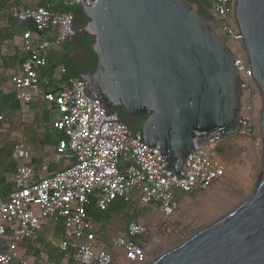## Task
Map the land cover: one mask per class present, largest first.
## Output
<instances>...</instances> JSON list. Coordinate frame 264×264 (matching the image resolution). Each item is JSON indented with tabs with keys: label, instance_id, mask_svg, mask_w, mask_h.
Wrapping results in <instances>:
<instances>
[{
	"label": "built area",
	"instance_id": "built-area-1",
	"mask_svg": "<svg viewBox=\"0 0 264 264\" xmlns=\"http://www.w3.org/2000/svg\"><path fill=\"white\" fill-rule=\"evenodd\" d=\"M80 0H52L40 4H21L11 0L4 13L18 23H32L34 31L21 34L24 58L9 76L15 97L23 105L41 98L47 110H55L51 130L59 134L54 152L62 166L52 172L35 169L30 163L32 148L16 142L11 157L16 168L9 173L12 185L7 198L0 200V264L19 258L20 243L34 238L49 220L61 227L58 248L67 251L77 264H113L115 250L122 251L128 262L146 258L144 242L148 228L129 221L126 231L107 241L98 237L101 226L87 218L86 207L94 202L99 211H107L112 202L121 199L141 207L156 208L160 213L163 236L171 235L169 220L179 207V195L205 191L219 182L227 166L221 160L220 144L226 138L220 133L195 141L194 149L184 161V178L172 175L159 150L147 148L125 137L129 125L115 111L106 113L83 93V82L70 75L64 65L53 73L60 80L56 91H42V70L48 66V55L61 49L76 28L74 8ZM87 1V0H85ZM233 0H211L212 27L231 52L239 75L240 109L234 134L253 141L260 148L262 138L257 130L262 97L253 79L245 54L242 35L232 14ZM52 30H56L51 36ZM138 239L140 243L134 241ZM6 242V243H5ZM20 264H57L41 251L36 263L25 257Z\"/></svg>",
	"mask_w": 264,
	"mask_h": 264
},
{
	"label": "water",
	"instance_id": "water-1",
	"mask_svg": "<svg viewBox=\"0 0 264 264\" xmlns=\"http://www.w3.org/2000/svg\"><path fill=\"white\" fill-rule=\"evenodd\" d=\"M84 18L68 44L88 36L94 71L75 78L83 93L128 117H144L125 137L159 150L172 175L195 141L234 134L239 75L223 39L186 0H80ZM253 79L262 97L261 166L251 194L149 264H264V0H233ZM130 127V126H129Z\"/></svg>",
	"mask_w": 264,
	"mask_h": 264
},
{
	"label": "crops",
	"instance_id": "crops-1",
	"mask_svg": "<svg viewBox=\"0 0 264 264\" xmlns=\"http://www.w3.org/2000/svg\"><path fill=\"white\" fill-rule=\"evenodd\" d=\"M10 1L0 0V200L7 198L12 188L8 176L17 166L11 157V150L16 142L22 141L32 148L33 153L30 163L35 169L52 172L62 166V162L54 152V142L60 135L55 134L50 128L52 121L57 116L56 111L45 109L44 103L39 97H35L30 105H23L16 99L15 87L8 81L9 76L17 70L24 58V48L21 41L23 30L18 28L4 13ZM41 2L42 0H17V3L32 5ZM52 2L58 7L61 0H52ZM55 33L56 30H52L51 36H54ZM60 55L61 49L53 48L49 52L48 66L42 70V91H56L58 89L60 80L54 79L53 73L58 65H63L58 64ZM64 66L69 73L68 65ZM48 144L50 147H47ZM37 147L42 148V151L35 153L33 148ZM52 155L55 156L54 160L51 159ZM116 202L117 200L109 206L105 219L98 223L101 226L100 232L102 235L106 233L105 229L111 226L114 228L112 236L123 234L129 221L140 222L139 217L134 216L135 213L129 210L130 206L136 205L135 203H130L124 209H119ZM123 214L125 218L120 222L118 217H122ZM60 238V225L48 220L42 231L34 238L18 245L19 258L14 259L9 264H20L21 257L36 263L38 254L41 251H46L50 260L58 264H77L71 260L68 252L64 253L58 248ZM5 246L6 244L1 245L0 251ZM114 255L113 264H124L125 258L122 251L115 250Z\"/></svg>",
	"mask_w": 264,
	"mask_h": 264
},
{
	"label": "rangeland",
	"instance_id": "rangeland-1",
	"mask_svg": "<svg viewBox=\"0 0 264 264\" xmlns=\"http://www.w3.org/2000/svg\"><path fill=\"white\" fill-rule=\"evenodd\" d=\"M198 11V6L191 4ZM214 24L213 12L207 8L202 14ZM74 54L70 51V56ZM259 129V122L256 124ZM47 147H50L49 144ZM221 160L227 166L224 177L205 191H196L191 195H180L179 207L169 220L171 235L165 237L160 231L162 219L156 208L132 205L130 212L137 214L139 221L148 228V241L144 242L146 258L140 262L124 264H149L164 252L173 249L201 228L232 211L252 192L261 166V148L251 140L237 134L227 136L220 144ZM35 153L42 148H33ZM47 150V149H46ZM52 155L51 159L54 160ZM118 217L120 222L124 219ZM113 226L105 229L103 239L108 242Z\"/></svg>",
	"mask_w": 264,
	"mask_h": 264
},
{
	"label": "trees",
	"instance_id": "trees-1",
	"mask_svg": "<svg viewBox=\"0 0 264 264\" xmlns=\"http://www.w3.org/2000/svg\"><path fill=\"white\" fill-rule=\"evenodd\" d=\"M186 1L189 2L190 4L197 5L198 12L201 14H203L207 8H211V0H186ZM73 11H74L75 17H83L79 7L74 8ZM12 21L21 30L30 29L31 31H34V26L30 22L23 24V23H18L15 20H12ZM89 44H90V40L88 36L85 39L82 38V36H80L77 49L80 55L83 57V60L77 59L75 61L70 60V51H72L73 49L72 46H70L68 43L64 44L61 48V55L59 56L58 64L68 65L69 74L73 76H77L78 74H80L82 69H84V72L94 71L96 68L97 57L95 56V54L92 53L89 47ZM120 117L122 121L126 123L127 125H129L131 130L133 131L138 129L142 120L144 119V117H139V118L128 117L124 115L123 113H120ZM132 122H134V124ZM116 200H117L116 202L117 207L119 209H124V207L130 204V203H125L121 199H116ZM86 214H87V218L91 222H95V223H99L103 221L106 217V211L104 212L99 211L98 208L95 206L94 202H91L90 204L87 205ZM134 216H137V214H135ZM98 237L100 238L103 237L100 231L98 233ZM134 241L137 243H140L138 239H134ZM62 252L67 253V251H62Z\"/></svg>",
	"mask_w": 264,
	"mask_h": 264
},
{
	"label": "flooded vegetation",
	"instance_id": "flooded-vegetation-1",
	"mask_svg": "<svg viewBox=\"0 0 264 264\" xmlns=\"http://www.w3.org/2000/svg\"><path fill=\"white\" fill-rule=\"evenodd\" d=\"M83 21H84V18L83 17H76V21H75V25L77 26L78 24H80V23H83ZM81 36V35H80ZM80 36H76L73 40H72V42H71V46H72V51H73V53L74 54H72L71 56H70V60L71 61H75V60H77V59H80V60H83V57L80 55V53H79V51H78V41H79V38H80ZM87 36H82V38H86ZM81 72H84V69H82L81 70ZM133 124H134V122H132Z\"/></svg>",
	"mask_w": 264,
	"mask_h": 264
}]
</instances>
